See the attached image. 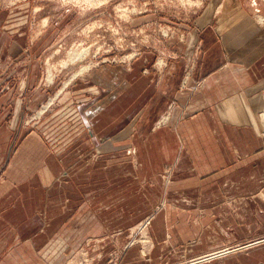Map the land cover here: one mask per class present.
<instances>
[{
  "label": "rangeland",
  "instance_id": "374dc122",
  "mask_svg": "<svg viewBox=\"0 0 264 264\" xmlns=\"http://www.w3.org/2000/svg\"><path fill=\"white\" fill-rule=\"evenodd\" d=\"M224 1L0 0V118L13 135L22 131L14 152L28 136L52 137L56 145L75 138L77 128L69 125L77 120L76 104L93 97V83L102 99L109 93L117 97L114 148L95 144L69 164L70 170L78 163L88 165L83 186L70 177L74 186L69 200L75 206L83 193L85 207L70 209L69 223L60 224L41 247L47 249L49 264H126L125 254L134 250V264H264V106L258 115L263 152L254 160H242L245 168L238 176L231 170L228 176L182 175L180 171L194 170L189 171V162L182 160L187 154L180 151L181 159L165 162L156 176L149 173L144 180L137 173L147 168L144 159L149 172L158 166L150 157L155 145H149L158 128L169 126L164 136H172L174 121L181 125L200 114V109L176 100L159 119L151 108L140 115V100L151 93L149 87L142 88L140 75L159 74L161 80L181 72L179 97L186 96L189 78L205 52L192 38L197 20L206 8L218 10ZM258 22L264 26V17ZM74 54L84 56L71 61ZM84 67L89 70L79 73ZM126 94L133 102L129 112L123 107ZM138 114L130 125L129 119L134 122ZM171 141H165L167 150ZM126 184L132 193L127 201ZM211 195L216 198L210 200ZM51 196L54 202L61 198L59 193ZM111 203L117 207H109ZM61 211L48 210V217L59 222ZM161 213L169 214L164 248L170 250L155 262L160 245L150 234ZM21 243L15 238L9 244ZM5 248V259H12L7 243ZM193 252L203 254L189 257Z\"/></svg>",
  "mask_w": 264,
  "mask_h": 264
},
{
  "label": "crops",
  "instance_id": "0c3cea01",
  "mask_svg": "<svg viewBox=\"0 0 264 264\" xmlns=\"http://www.w3.org/2000/svg\"><path fill=\"white\" fill-rule=\"evenodd\" d=\"M220 6L218 10L206 8L197 20L199 25L192 38L195 45L200 43L205 52L197 62V72L189 78L190 88L186 96L179 97L181 72H171L161 80L159 74H153V83L152 76L140 75L142 88L149 87L151 93L148 92L146 98L142 96L139 114L151 108L149 111L160 114L159 119L167 112L169 103L176 106V100L200 109V114L190 121L181 125L174 121L170 127L176 128V132L172 136H164L167 129H170L168 126L158 128L150 137L152 141L149 139V145H155V151L150 157L152 161L156 160L158 166L149 172L147 160L144 159L147 168L137 170L138 176L144 180L148 179L149 173L156 176L165 162L179 161V151L187 154L182 160L189 162V171H195H180L185 176L202 173L209 176L218 172L222 176L228 170L232 171L231 175L238 176L237 171L245 168L242 160H254L263 152L258 115L264 106V26L258 22V17H264V0H225ZM223 65L227 68L218 71ZM156 78L162 83L156 85ZM96 86L93 83V97L90 100L76 104L77 120L69 125L77 128L75 138H66L60 144L56 145L52 137L28 136L24 146L14 152L15 141L20 140L22 131L13 135L6 128L4 117L0 118V176L3 174L4 177V181L0 182V264H49L47 249L42 250L41 247L55 236L60 224L69 223L72 216L70 209L85 207L83 193L77 195L79 201L72 206L69 197L72 196L70 188L74 186V181L70 177L75 176L77 185L83 186L89 172L86 167L88 165L78 163L70 170L69 164L81 160L85 151L95 144L103 142L113 149L112 138L117 127V97L109 93L102 99L101 90ZM155 97L156 105L152 107ZM132 104V99L129 100L126 94L124 111H132ZM139 114L134 122L132 118L129 119L130 125L136 123ZM123 127L126 128L125 125ZM168 132L172 133L170 130ZM169 137L172 139V147L167 150L165 141ZM193 157L194 163L191 162ZM178 165L181 166L180 163ZM212 192L216 193L214 190ZM54 193L61 195L55 202L51 196ZM124 195L126 201L132 198L127 184ZM213 195L210 200L216 198ZM126 201L124 208L127 210ZM97 204L94 202L93 207L96 208ZM109 207L117 206L111 203ZM56 208L62 210L60 217L57 216L59 222L52 216L48 217V210ZM168 216V213L159 214L150 234L152 240L160 245L153 255L155 262L170 250L164 248L169 237L164 227L169 223ZM126 218H129L128 213ZM96 224L101 223L98 221ZM87 237L88 234L79 241ZM15 238L22 243L18 246L9 244ZM68 239L67 236L66 241ZM6 243L12 259H5ZM129 252L123 261L134 264L138 259L137 251ZM193 253L189 257L203 254ZM211 263L214 262L208 264Z\"/></svg>",
  "mask_w": 264,
  "mask_h": 264
},
{
  "label": "bare ground",
  "instance_id": "6f19581e",
  "mask_svg": "<svg viewBox=\"0 0 264 264\" xmlns=\"http://www.w3.org/2000/svg\"><path fill=\"white\" fill-rule=\"evenodd\" d=\"M260 22H263V20L261 18H259ZM84 55L83 54H74L72 57H71V61H76L78 59H80L81 57H83ZM89 70V67H84L82 68V70L79 72V73H83L85 71H88ZM78 73V74H79ZM78 74H75L73 77H76ZM169 118V117H168ZM147 232V231H146ZM140 235V234H139Z\"/></svg>",
  "mask_w": 264,
  "mask_h": 264
},
{
  "label": "built area",
  "instance_id": "2783aa9c",
  "mask_svg": "<svg viewBox=\"0 0 264 264\" xmlns=\"http://www.w3.org/2000/svg\"><path fill=\"white\" fill-rule=\"evenodd\" d=\"M191 264H193V263H191ZM194 264H196V263H194Z\"/></svg>",
  "mask_w": 264,
  "mask_h": 264
}]
</instances>
